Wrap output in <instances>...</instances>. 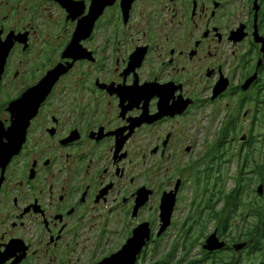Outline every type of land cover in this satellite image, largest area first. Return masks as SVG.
Instances as JSON below:
<instances>
[{
    "label": "flooded vegetation",
    "instance_id": "af4514ba",
    "mask_svg": "<svg viewBox=\"0 0 264 264\" xmlns=\"http://www.w3.org/2000/svg\"><path fill=\"white\" fill-rule=\"evenodd\" d=\"M0 60L6 129L10 105L54 80L0 169V264H101L142 226L135 264H154L171 232L196 243L203 225L227 246L210 253L201 242L198 261L264 264V244L234 247L232 217L226 231L217 225L232 214L225 144L264 118V0H0ZM206 106L221 128L198 156ZM165 196L176 205L162 232ZM169 250L159 264H185Z\"/></svg>",
    "mask_w": 264,
    "mask_h": 264
},
{
    "label": "trees",
    "instance_id": "16d2710c",
    "mask_svg": "<svg viewBox=\"0 0 264 264\" xmlns=\"http://www.w3.org/2000/svg\"><path fill=\"white\" fill-rule=\"evenodd\" d=\"M264 123L259 122L257 125H253L249 132V139L244 143V147L247 149L244 154L240 151V157L242 159L240 169L235 177L234 187L229 195L230 204L228 207L229 211L232 213L230 215L223 214L221 216L218 213L217 216V225L219 227H223L226 231L228 221L232 217V220L241 218L240 223L237 225L233 224V232L234 235L231 238L232 244L234 247L240 244H249L251 245V238L254 234H258L262 236V245L264 244V231H261L264 227V196L256 198V200H249L251 195L255 192V185L259 182L264 184V151H262L264 146V131L261 133V129L263 128ZM237 126V121L230 124V127L235 131ZM228 133V131H226ZM258 136H256V133ZM261 135V138L259 137ZM227 141V138L223 139ZM259 143L260 146H254V144ZM220 147V145L218 146ZM222 147V146H221ZM264 150V149H263ZM260 183V184H261ZM220 195H226L225 193H221ZM225 207V209H226ZM230 214V213H228ZM252 215L254 217V221H246L247 215ZM209 218V217H208ZM207 229L206 225H203L200 234L197 237V241L202 238H206L204 236V231ZM189 236L186 233V236L183 238L185 241V250H184V258L185 264H242V260L234 257L232 259L220 260L213 259L209 260L204 255L198 261L195 258L189 260L191 248L194 245L195 241L193 238L189 240ZM181 241L176 242L172 254H175L177 249L180 246ZM189 244H192L188 249Z\"/></svg>",
    "mask_w": 264,
    "mask_h": 264
},
{
    "label": "water",
    "instance_id": "95a60500",
    "mask_svg": "<svg viewBox=\"0 0 264 264\" xmlns=\"http://www.w3.org/2000/svg\"><path fill=\"white\" fill-rule=\"evenodd\" d=\"M3 60H0V78L3 73ZM58 76H55V79ZM256 77L249 79L245 84L244 90L249 89ZM53 75H50L39 87L29 91L22 99L13 102L8 111L12 115L11 126L6 129L2 121H0V169H4L8 163L21 150L25 139L26 131L31 120L37 115L38 109L43 101V98L49 93L53 85ZM226 85H220L218 93L222 92ZM243 138L242 140H245ZM246 141V140H245ZM256 193L258 196H264V184H260ZM176 205L175 196H165L161 206V221L162 232L166 231L171 225L174 208ZM149 239V228L146 226L140 227L134 234V237L123 247V249L106 259L101 264H135L137 255L141 251L145 240ZM227 244L222 242L217 233H213L206 238L203 249L213 253L223 251ZM245 244H240L237 249H243Z\"/></svg>",
    "mask_w": 264,
    "mask_h": 264
},
{
    "label": "rangeland",
    "instance_id": "374dc122",
    "mask_svg": "<svg viewBox=\"0 0 264 264\" xmlns=\"http://www.w3.org/2000/svg\"><path fill=\"white\" fill-rule=\"evenodd\" d=\"M1 114H2V110H1ZM212 115H213V108L211 109V107L209 106L202 107L197 112V155L198 156H202L206 154L208 151H210L213 143L219 140V134H220L219 129L221 128V124L218 120L213 119ZM5 116L6 114L4 113L3 117ZM252 122H253L252 120H249V121H245L244 123H241L242 126L239 132L235 136V141L234 142L230 141V144H225V147H224L225 156H223V158H221L220 161L222 160L224 161L221 174L222 175L224 174V176L227 177L225 185H226V192L228 193L231 192L234 187L235 177L237 176V173L241 166L242 159L240 155L242 154H240V151L245 148L244 143L246 142L245 141L246 139L242 140L241 138L244 135H249L251 127L253 126ZM261 123H264V118H261ZM262 131H264V125H263V128L261 129V133ZM258 133L259 132L256 133V136H258ZM254 146L258 147L260 146V144L256 143L254 144ZM263 149H264V146H263ZM263 149L262 151H264ZM260 183L261 182L255 185V192L251 195V198L249 200H254V199L256 200V198H258L256 189L260 185ZM217 189L220 190L221 187L217 186ZM241 218L243 217H239V218L236 217V219L233 220V224L235 223L237 225L238 223H240ZM245 218H246V221H250V220L254 221V217L250 214L247 215ZM261 231H264V227L262 228ZM204 232H205L204 236L208 238V236L212 234L211 233L212 229H210V227L207 226V229ZM233 235H234V232H233ZM206 238H202L201 240L196 241L195 243L196 247L195 249L193 248L191 249L189 260H192V258H195V259L197 258V255L199 254L201 250L200 244L201 242L204 243ZM178 239L179 237H176L175 233L171 232L164 240H162V242L158 244L157 248L154 249L157 252L156 253L155 251L153 252V256H155V260L153 263L159 264L162 261V257H161L162 251H167V249L169 248L170 249L169 252L171 253ZM261 240H262V236H259L258 234H254V236L251 238V246L256 249H259L260 247L262 248L263 245L261 243L262 242ZM180 245L181 246L178 248V251H179L178 254L175 255V258H171V260L172 259L174 260V263L180 261V258L182 257V254L185 250L184 248L182 252L185 242L180 243ZM229 255L230 254L220 255L221 257H219L218 259L222 261L230 259L231 257ZM258 260L259 259H256V258L250 259V261L248 260L242 261V264H252V263L257 264Z\"/></svg>",
    "mask_w": 264,
    "mask_h": 264
}]
</instances>
